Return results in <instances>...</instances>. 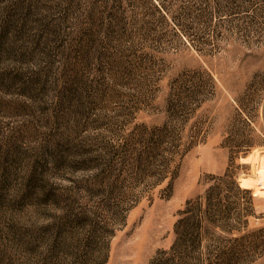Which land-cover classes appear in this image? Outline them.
<instances>
[{
    "label": "rangeland",
    "instance_id": "1",
    "mask_svg": "<svg viewBox=\"0 0 264 264\" xmlns=\"http://www.w3.org/2000/svg\"><path fill=\"white\" fill-rule=\"evenodd\" d=\"M263 156L264 0H0V264H264Z\"/></svg>",
    "mask_w": 264,
    "mask_h": 264
},
{
    "label": "bare ground",
    "instance_id": "2",
    "mask_svg": "<svg viewBox=\"0 0 264 264\" xmlns=\"http://www.w3.org/2000/svg\"><path fill=\"white\" fill-rule=\"evenodd\" d=\"M250 156V155H249ZM244 159V158H243ZM261 164H263L264 165V156L262 157V159H261ZM261 181H259L260 183H264V168L262 169V171L260 172V176L258 177ZM242 180H243V182H242V184H244V185H251V184H254L253 183V180H251V179H248V177L246 178V177H244V178H242Z\"/></svg>",
    "mask_w": 264,
    "mask_h": 264
}]
</instances>
